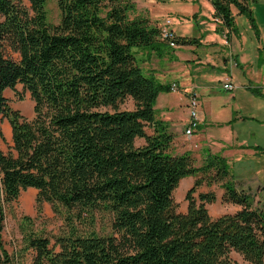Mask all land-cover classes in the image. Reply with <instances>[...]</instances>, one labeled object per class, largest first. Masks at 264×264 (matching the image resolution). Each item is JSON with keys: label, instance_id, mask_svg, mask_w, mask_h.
I'll list each match as a JSON object with an SVG mask.
<instances>
[{"label": "trees", "instance_id": "obj_1", "mask_svg": "<svg viewBox=\"0 0 264 264\" xmlns=\"http://www.w3.org/2000/svg\"><path fill=\"white\" fill-rule=\"evenodd\" d=\"M211 1L227 39L237 28L232 5L254 22L248 0ZM47 2L0 0V141L4 119L13 141L8 151L0 146V264L26 252L31 264H238L233 251L264 264V206L237 186L223 155L209 152L196 166L190 152L175 153V136L157 117L171 84L146 73L136 50L173 54L160 25L132 16L134 0H58L54 24ZM197 41L179 36L180 44ZM18 84L35 102L31 120L6 95ZM128 98L134 109L121 108ZM187 176L196 181L181 212L174 191ZM204 183H221L223 200L240 209L213 217L215 191L194 196ZM29 188L38 190L39 213L50 203L63 224L50 236L24 216L22 247L10 253L7 209ZM98 214L112 232L98 229Z\"/></svg>", "mask_w": 264, "mask_h": 264}, {"label": "rangeland", "instance_id": "obj_2", "mask_svg": "<svg viewBox=\"0 0 264 264\" xmlns=\"http://www.w3.org/2000/svg\"><path fill=\"white\" fill-rule=\"evenodd\" d=\"M134 1L136 10L132 16L147 17L157 25L166 17H171L176 30L201 39L193 44L194 47H184L186 58L172 57L169 51L159 55L148 49L136 50L139 64L146 73L155 74L161 82L178 84L177 91L161 92L155 105L157 117L164 119L174 134L188 136L186 129L190 124V103L193 97L199 102L198 126L193 127L190 139L176 140L174 149L199 151V155L194 157L196 166L205 163L209 152L223 155L230 165L237 186L251 191L257 204L262 202L260 199L264 202V0H248L255 23L248 13L238 12L235 6L237 28L232 31L228 41L223 31V22L215 16L211 0ZM47 11L51 23L60 21L58 0H48ZM212 40L216 41L209 42ZM226 42H231V45ZM7 51L18 57V53L10 47ZM233 52L246 53L254 62L252 81H239L238 78L243 76V68L233 61ZM225 55L228 57L227 69ZM231 71L235 75L231 81H234L237 88L226 90L223 88L225 80H222L227 75L231 79ZM242 85L250 87L247 89L249 92L239 89ZM6 95L12 107L26 118L31 120L35 117V102L23 84H18L16 90L8 89ZM134 107L132 98L126 99L121 105L122 109ZM163 111L165 114L162 116ZM2 128L5 140L0 141V146L8 151L13 141L12 128L7 119H4ZM147 131L150 133L151 129ZM144 143V139H137V146ZM195 181V176L184 177L174 191V199L181 212L188 210L186 195ZM210 191H215L217 197L213 203H207L213 217L235 213L240 209V206L223 200L221 183L212 186L204 183L196 189L194 196L198 198L200 192ZM37 195V189L29 188L7 209L3 240L10 253H16L22 247L21 224L24 216L32 218V229L43 230L50 236L57 234L63 224L62 216L53 210L50 203H44L43 212L39 213ZM97 225L102 232H112L105 215L98 214ZM231 256L238 264H252L236 251ZM31 261V253L26 252L19 260L14 256L11 264H31Z\"/></svg>", "mask_w": 264, "mask_h": 264}, {"label": "crops", "instance_id": "obj_3", "mask_svg": "<svg viewBox=\"0 0 264 264\" xmlns=\"http://www.w3.org/2000/svg\"><path fill=\"white\" fill-rule=\"evenodd\" d=\"M234 8H235V5H232V11L235 13V11H234ZM174 27V29L176 30V28H175V26H173ZM176 32H177V34L179 35V36H187L188 34H184V33H181L179 30H176ZM232 35V34H231ZM188 37H196L197 38V42L196 43H198V42H200L201 41V39L200 38H198L197 36H188ZM216 40H212V41H209V42H215ZM196 43H186V44H179V46L178 47H175V49L173 50V54H171V56L173 57V56H175V57H181L182 56V58H186V55H184L185 53V50L186 49H184V47H194V45L193 44H196ZM228 45H231V42H226ZM232 56H233V61H235V63H237L238 65L237 66H240L241 68H243V76H240V78H238L239 79V81L240 80H242V81H246V82H248V81H252V78H253V71H254V62H251V60L247 57V54L246 53H242V54H235L234 52H233V54H232ZM198 57H200V56H198ZM201 59V58H200ZM228 57L225 55V62H226V69H227V67H229V64H228ZM232 60H231V62H233ZM198 62H200V61H198ZM231 76H232V78L230 79L229 78V76L227 75V76H224V79L222 80V81H226V80H233L234 78H235V75H234V72L233 71H231ZM233 83H234V81H232ZM239 89H242V90H246V91H248L249 92V90H247V89H250V87H248L247 85H242V87H240ZM257 91H255L254 93H256ZM252 93V92H251ZM257 94V93H256ZM252 95H255V94H253L252 93ZM165 114V112L163 111V114H162V116ZM162 120H164V119H162ZM165 121V120H164ZM171 130V129H170ZM172 131V130H171ZM173 132V131H172ZM173 134H174V132H173ZM176 134V133H175ZM174 134V136H175V138H174V141H173V150H174V152L175 153H177V154H183V153H186V152H190L191 154H192V156L193 157H196V155L198 154V152H193V150H192V152L190 151V150H185L186 148H183L182 150H180V151H178V149L176 150V149H174V144L176 145V140H180V139H185V138H187V139H190L189 138V136H187V137H185V136H179V135H175ZM202 149V148H201ZM203 151H205L204 150V148H203ZM264 152V151H263ZM205 153L207 154V152L205 151ZM199 155V154H198ZM249 191V190H248ZM249 192H251V191H249ZM252 193V192H251ZM260 199V198H259ZM259 201H262V202H260V205L261 206H264V202H263V200H259Z\"/></svg>", "mask_w": 264, "mask_h": 264}, {"label": "built area", "instance_id": "obj_4", "mask_svg": "<svg viewBox=\"0 0 264 264\" xmlns=\"http://www.w3.org/2000/svg\"><path fill=\"white\" fill-rule=\"evenodd\" d=\"M160 35L161 38L169 43L173 47L179 46V35L173 27V21L171 17H166L160 24ZM228 41V39H227ZM223 88L226 90H233L237 88L231 80H226L223 84ZM178 84L174 82L171 84V91H177ZM198 106L199 102L196 97H193L190 103V124L186 129V135L190 136L193 134V127L198 126Z\"/></svg>", "mask_w": 264, "mask_h": 264}]
</instances>
